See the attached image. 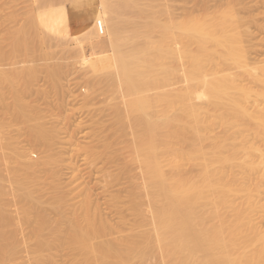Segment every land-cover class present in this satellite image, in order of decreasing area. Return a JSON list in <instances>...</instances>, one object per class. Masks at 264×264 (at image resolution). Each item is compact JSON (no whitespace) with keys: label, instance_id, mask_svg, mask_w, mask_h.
<instances>
[{"label":"bare ground","instance_id":"1","mask_svg":"<svg viewBox=\"0 0 264 264\" xmlns=\"http://www.w3.org/2000/svg\"><path fill=\"white\" fill-rule=\"evenodd\" d=\"M196 1H193V4H195ZM209 1L211 2V0ZM235 1L236 0H234V3ZM106 2L108 3V1ZM231 2H233V0L228 2V7L225 5V7L227 8L222 9L221 7L219 10L218 7V11L220 13L216 12L217 10L215 11V9L213 10V13H211L209 10L211 4L209 5L207 0H203L202 2L205 5H203L200 1L197 2V11L199 9H202L201 13L204 14V16L202 15L203 18L194 20L191 23H180V32L175 31V23L173 24V27H167V25L170 23L165 26V21L162 30L163 32L160 33V27L162 28L163 22L159 23V26V21L157 22L156 20L159 19L161 21L164 18V14L162 13L163 10H159L161 11V19L157 18V15H155V20L153 19L155 17L152 16L154 22L150 21V24L148 22H145L149 24V26L147 24L144 25H147V28L149 27L153 30H149V32L151 31L150 33L153 32V35L151 34L152 36H148L154 37L156 35L155 38L159 36L157 38H164L163 40L167 38L166 42H169L170 40L171 43H169L171 45H168L172 48L169 46L168 47L170 49L167 46L165 48V50L169 49V53L167 50V53L166 51H164L165 46L162 47V45L164 44L167 45L166 42L162 44V39L161 42L159 41L160 44L159 42H157L159 45L162 44L161 47L159 46L160 49H158V45L156 46V43L153 44V40L150 41L153 38H148L147 34L150 33L146 30V27L145 32H143L144 30L139 31L140 25L138 26V30L134 29L135 32L137 31L145 33L142 34L146 35L147 39L149 40L148 41L146 39V36H143L145 37V43H143V46H141L142 43L140 44L139 41H137V38L133 39L136 35V37L141 36L139 35L141 33L136 34L134 32L133 27L131 28V30H133V36L131 37L129 34L128 36L126 35L127 37H129V39L126 36L123 37V39L127 38V41H131L130 43H128L129 41H126L127 43L123 42L125 41V39L122 40V36H119L122 33L121 31L120 33L118 31V35L114 33L117 31L110 32L118 37V43H116L117 39L113 34H110V37L111 35H113L116 41H114L113 39L111 40L109 37H107L106 41H90V46L96 49L103 48L105 47V45L109 44L112 48V52L111 54L108 53V55H102V53H94L93 55L89 54L85 56L83 54L84 63L88 65L89 71L91 70V72L94 71L96 73L118 67L116 69L117 72L119 71V73H115V75L118 74V78L116 76H112V78L114 79V77H116L117 79H120L121 82L123 81V86L125 88L123 89L121 88V86H119L121 88L119 94L121 93L122 89L125 92V94H123L124 92H122L123 98L121 97V100L124 99V101L122 100V103L123 105H125L126 109L122 108L121 110H125V113L128 112L129 114H131V116H134V119L132 121L133 123L131 122L129 125V121L131 120L130 118L133 117L130 116V120L128 121V123H126V125L129 126H126L125 128H123L124 120L119 119L117 121L115 119V121L117 122H115L117 124L116 128H121V130L118 129V133L116 131L115 132L119 135L120 138L118 137V140H121V144H123L124 142V148H120V150L118 149L119 151L117 152H109L112 151L111 148L113 146L117 145V143H115L117 141L116 138H113L115 145L112 142L113 140L109 138L112 141L111 143H106L107 146L105 147V150L108 152L104 154L101 150L100 151L101 154H103L104 156L106 155L105 158L108 157L110 158V160L114 159L115 157L121 158L124 167L122 168L120 174H117V176L115 177L116 179H122L121 177L125 176V178H130L132 180L128 192L132 205L131 208L133 209V212L137 215V217L139 216L141 218V222L143 223L141 227L138 226L137 223L138 227L134 226V228L136 227L141 229L142 227H144V225H148L149 228L142 230L133 229L134 231H131L129 235L126 234L124 237L123 234L122 237V234H118V232H116L118 230H116V228H112L113 225L111 223L109 224V222L104 219V216H101L102 211L100 208L99 210H97L98 208L96 207L95 211L92 212L91 207L94 203H92L93 201L91 199V196L89 195L81 203L79 208H77L78 210L75 211L76 213L74 212V217L72 218V220H69L71 222H69L71 225L70 227L68 226L67 229V238H65L66 234L64 233L66 232V227H64L61 223V225L65 229L63 230V228H61L62 226H59V224H57L60 223L61 220L59 222H56V225H54V223L52 222L53 225H51V227L54 226L51 229L52 232L49 231L50 227L47 231L52 235L46 236L47 234L45 235L43 231L45 232L47 230L44 229L52 219H50V217H48V215L44 213L45 211H41L43 209H37L39 208L38 204L40 202L37 201L36 197H34L30 190V184L34 181V177L31 176L33 175L35 169H33L34 166L32 164L27 163L28 160L26 161L25 159V153H22L23 151L19 150V157L17 156L18 153L17 155H14V153L11 154L14 156L15 161H17L16 163H19L18 168H12L11 171L14 175L13 183L17 186V188H19V190L25 191V193L22 192L24 194L20 196L22 204L19 208L23 213H21L23 215L22 220L24 219L27 223L30 224V226L34 227V230L32 228L35 235L33 239L37 238V240L35 239L34 241H37V244H35L39 247V249H41V252L43 251V249H45V253L50 252L49 250H51L52 252L53 249L50 248L52 246L54 247V250H56L54 245L58 241H60L59 239H62L59 238V236L61 235L62 237L63 235L61 233L63 232V234H65L63 237L66 240H64L63 238L62 241H66L64 243L67 244V247L75 251V256L78 261L80 260L81 263H83L82 261H84L86 264H156L158 260V263L160 262L159 264L263 263L264 67L250 68L251 64L252 66L254 65L251 62V59H253V57L249 56L251 59H249V57H246V60L244 61V55L242 57L239 53L242 43L246 41V38L242 36V34L235 32V23H237L238 21V13L233 9V7L238 5V1H236L235 4L232 3L234 5L233 7H231ZM129 3L130 2H128V4ZM187 3L189 4V2ZM198 4L203 6H198ZM219 4L220 3H218V6ZM160 5H156V8L158 9L157 6L162 8L163 4L162 6ZM164 5L167 6L166 3ZM172 6L170 5V8L164 9V11L166 10L165 13L168 14V18H174L175 9H172ZM213 6L214 5H212V7ZM119 9L121 10L122 8ZM110 10L111 12H114L111 8H109L108 11ZM120 10H118V12H121ZM230 10L232 13L229 12ZM226 11H228L229 13ZM237 11L239 12V10ZM118 12L116 13L115 11V14H118ZM136 12H139V10H136ZM214 12H216L217 14L215 13V15ZM212 14L215 16H213ZM103 17L105 16L103 11L101 10L97 14V19L101 24L104 20L102 19ZM120 17L123 18L122 16ZM128 18H126V20L128 21L127 23H130V20H134L131 19V17L129 18L130 20H128ZM123 19H125V17ZM152 19L150 17L149 20ZM241 19L243 20L242 17ZM67 20L68 13L65 8H48L46 11H41L39 13L40 24L49 33L62 36L63 38L76 36L78 34H85L89 31V28L91 26L89 25L88 19H79V26L77 28L78 31L75 35H72V30L76 28V25L74 22L69 23ZM155 22H157L156 24L158 25V28L160 30H157L158 28H156V24L152 25V23ZM247 22L250 23V21ZM135 24L138 25L137 22H135ZM135 24L133 23V25ZM151 26H155V30ZM96 27H98V25ZM154 31H159V34L157 35L158 32L154 33ZM165 31L167 33L168 31H170V36L167 33L165 34ZM98 32L102 34L103 37L107 36L105 35V29H102V33L101 31ZM132 32L130 33L131 35ZM161 34H163V36H161ZM164 35H168V37ZM246 36H248V32L246 33ZM132 39L134 40V42H132ZM124 43L130 45L129 48L120 46H125ZM132 43H136L138 45L134 44L133 47ZM149 43L152 47L155 46V49L157 48L158 51L154 48L153 51L160 53L158 54V56H161V53L164 52L165 55L163 57L166 56L165 59L161 58V60L159 59L160 61L156 63L154 59L155 54L154 57H152V53L154 52H150V50L152 51V47L150 49ZM12 44L14 45L12 46L14 47L12 49L13 51L15 50L16 53L17 51L20 52V50H22V47L28 50L29 39L27 35L23 31H21L17 34L15 41L13 40V42H11V45ZM144 44L145 46L146 44H148L149 47L147 46V48H149L150 50L146 49L145 47L146 50L142 48L144 50V53H142L143 50L137 52V50H139L138 46H140L141 48L144 47ZM135 46V52L137 53H128L127 49H129V51H134V49H130V47L135 48ZM17 48H19L20 50ZM111 48L109 50H111ZM125 50L127 51L125 52ZM15 52L14 54L16 55ZM1 53L0 60H4V65L6 60L2 58H4L3 53L5 52ZM21 53L18 56H21L23 54ZM147 53L149 54L147 55ZM9 54L10 53L8 52L7 55L5 54V56L7 57L5 58L7 60L10 56ZM167 54H170L171 58L170 55L168 56ZM24 56L26 57V54L18 58L11 56V58H15L14 61H17V63L14 62V64L19 65V62L21 61L18 62V60L16 59H23ZM39 56L37 58L35 57L36 59L33 58V60H36V62L38 60H43L42 55L40 56L42 57L41 59H38ZM27 57V60H29V52H27ZM167 57L169 60L173 59V62L175 63L179 62L180 59L185 58L188 59V62H186V64H188L187 66H184V64H182L184 66L183 69H180L181 63L170 68V65L168 66V63L171 64L172 61H170L171 63L168 62L169 60L166 59ZM11 60L9 59V61ZM24 60L25 58L22 61ZM162 60H165L166 63L168 62L166 65L167 67H169L168 71L171 72L170 74H167L168 71H166V75L164 74L163 77L167 75V77H169V75H173L176 77V75L178 74H176V72H180L181 70H183L181 71V75L178 74L180 75V77L178 76V83L173 84V87L169 85L170 87H172L169 95L167 93V95L164 94L165 92L162 93V90L164 89L161 88L163 86H160L161 83L159 84L157 82L158 80L155 84H153H159L160 88H156L154 85L152 87V82L154 81H151V79L154 80V77L151 78V72H153L154 75H156L155 72H157L158 74H162L161 70L167 69L164 61L162 62ZM27 62L29 64V61ZM160 62L161 64H164L165 67L161 65ZM256 62L264 63V59H258V61H255L254 63ZM0 64V66H2L3 68L4 66H7L6 64L3 66L2 62H0ZM33 64L30 63L29 65L33 66ZM15 65L14 67H17L18 70L19 66ZM36 65H38V63ZM153 65H155L156 69L160 67H164L165 69H157L156 71L154 67L153 68L155 70L152 68ZM14 67L13 65L11 66L12 73ZM25 68L22 69L25 70ZM35 68L37 70L36 72H38V67ZM27 69L28 66L26 68V71H29V73L24 71L26 72V75L30 74V72L34 73L33 70L30 71L32 67L29 68L30 70ZM170 69H174V71H170ZM10 70L11 69H7L5 71L9 72V74H11L12 76L14 73L12 74ZM147 71L151 72L148 73ZM2 72H0V75H2ZM14 72L19 76V74L17 73L19 71L16 72L15 70ZM108 72L111 73V71ZM173 72H175L176 75ZM21 73L22 72L20 71V74ZM5 74L7 75L8 73ZM36 74L38 73H34V75ZM6 75L4 78L0 76V81L5 79L6 77H9ZM34 75L32 74L31 78H33ZM18 76L16 81L20 80L21 76L24 77L23 73L19 79ZM110 76L111 75H106V78H110ZM117 79L116 81H119ZM170 79L171 78L169 77V79L167 80ZM172 79H174V77ZM114 81L115 80H113V83H117ZM9 82H11V80ZM13 82L14 81L12 80V85L14 86ZM3 83L5 87L6 85H9H5V82ZM119 83L120 81L118 82V84ZM29 85L30 83L28 84V86ZM104 85L108 87V84ZM104 85L102 86V88H104ZM114 85L115 84H111V86ZM28 86L25 85L24 89H26ZM156 86L158 87V85ZM18 87L20 88V86H17V88ZM154 87L156 88V94H159L158 97L155 96L153 90ZM2 88L3 87H0V92H2ZM6 88H4L3 92L6 91ZM17 88L13 87L12 89L15 90ZM19 88L15 90L17 94L18 90H20ZM22 89L21 91H25L24 89ZM159 89L161 94L157 92V90L159 91ZM109 92L112 91L109 90ZM152 92L154 94H152ZM167 92L169 93V91ZM18 99H16V109L18 108V110L16 111V117L19 119L20 117H27L23 120L24 122L25 120L29 121L28 117L32 113H27V109L31 108L29 107L31 104L27 102L30 104L28 106V104L25 103V100L20 97ZM2 101L4 102L5 100L3 99ZM2 101L0 102L2 103ZM113 103L115 102L113 101ZM116 103H118V101ZM114 107L111 108L114 110ZM157 108H161V110L163 111V120H161L160 123L159 119L158 124L157 122H155L156 119L152 118L153 116L156 117L155 114L158 111ZM120 111H116V115L118 113L119 116L123 114L124 116L122 115V117H120L122 119L123 117L125 118L124 112L122 113ZM34 113L30 117H34ZM119 116L116 117L119 118ZM151 118L154 119V122H152L153 120ZM160 118L162 117L160 116ZM33 119L30 118V120L34 121ZM37 119L38 118H35V120ZM127 119L128 118H126L125 121ZM120 120L122 124H119V126L118 123ZM5 121L6 119H4V123ZM32 121L30 123H32ZM11 122L14 123V121ZM18 122L20 123L21 121ZM42 122L39 123L40 128L37 124L36 126H34L36 130H33L34 128L32 127L33 129L31 131H28H30V133L35 136L34 138H42L48 140L50 134L47 135L44 132L47 127L44 128ZM4 123L1 124L3 125ZM28 123L29 122H27V125H25L26 127L29 125ZM34 123H37V121H34ZM127 127L128 129L130 128L129 131H127ZM32 131L34 134L32 133ZM46 132L48 131L46 130ZM1 136L2 133L0 132V142L2 141ZM39 139H37V141ZM122 139H125L126 143ZM50 141L52 143L51 139ZM1 148L2 147L0 145V150ZM9 148L11 149L12 147L9 146ZM13 149L15 148H12V150ZM16 152H18V150ZM0 153H2V151ZM9 153L11 152L8 151V154ZM6 155L7 153H3V156L1 154L0 161H4V163L8 167L7 163L10 161V158L8 155ZM13 156H11V158ZM17 158L19 159L16 160ZM51 162L52 158L48 157L45 158L44 164H52ZM134 170L138 172L139 177L138 179L133 180L135 176L133 174V177H131V174L132 171L134 172ZM30 172L33 173L31 174ZM3 191V189H0V197L4 193ZM144 200H146V208L143 207ZM2 206H4V204L2 205L0 202V225H2L3 223L8 224L7 222H9L11 219L10 214L7 212L8 209L6 211V209ZM35 211L38 214L33 217L32 213H36ZM5 225L0 228V259H5L7 257L11 258L12 255L15 256L17 253L16 246L18 243L16 244L15 241L17 239L12 238V236H10L11 234L9 235V230L7 233L6 230L8 228L5 230L4 227L8 226ZM114 230L115 233L113 234ZM111 233L113 234V236L116 234L117 237L114 236L113 239H111ZM107 237L110 239H108ZM55 240L58 241L56 242ZM57 245L61 246L59 242ZM48 247L50 249L46 251V248ZM251 247H257V249H255L254 251H250ZM38 250L36 249V251ZM44 252L42 253L44 254ZM38 255L41 257L40 253L37 254L36 252L37 258L41 259ZM44 255L45 257L47 256L46 254ZM49 257H51V255ZM150 260L154 261V263H152V261ZM36 261L40 262V260Z\"/></svg>","mask_w":264,"mask_h":264},{"label":"rangeland","instance_id":"2","mask_svg":"<svg viewBox=\"0 0 264 264\" xmlns=\"http://www.w3.org/2000/svg\"><path fill=\"white\" fill-rule=\"evenodd\" d=\"M106 1H108V3ZM106 1L105 0H97V3L101 4V10L103 11L104 16H105L102 18V19H104L103 20L104 22L102 21V24H103L102 29H105V35H107L106 37H103V35L98 32V31H100V29H99V26L98 27H96V26L98 25V23L100 21L97 19V16H95L96 19L91 24L89 31L87 33L80 34V35L78 34L76 36H69L67 38H63L62 36L53 35V34L49 33L40 24V21H39L38 16H37L38 10L36 8V4H35L34 0H0V49H2L0 51L5 52V53H3L4 56L2 55L4 57L2 59L6 60L5 64L8 62L6 64L7 66H4L5 65V64L3 65L4 60H2V61L0 60V62H2V65L4 66V68L2 66H0V67H2V68H0L1 69L0 72H2V71L4 72L7 69L8 70L11 69L10 72L12 73L11 66L13 65V67H14V65H15L14 59L15 58H11V56L18 58V57H22L24 54H26V57L25 56L23 57V59L25 58L24 61H22L23 59H21V58H19L20 60L16 59V60H18V62L19 61H21V62H19V65L16 64L15 66H19L21 68L18 67V70H17V67H14V70H13V73L15 75H17V74L14 71L15 70H16V72L19 71V72H17L19 74V76L17 75L18 79L20 78L22 73H23L24 77L21 76L20 80L16 81L17 76H15L13 73H12L13 75L11 76V74H9V72L5 71L4 73L2 72V75H0V76H2V78H4L6 75L5 73H8L6 76H9V77H6L5 79H3L2 81H0L2 83L5 82V85L9 84L8 85L9 87L6 85V87L8 88L7 89L4 86V83H3V85H2V83H0V87H3L1 89L2 92H0V101H2L3 99L5 100L4 102L2 101V103L0 102V132L2 133V136H1L2 141L0 142V145L2 147L0 152L2 151V153H0V156H1V154L3 156V153H7V155L10 158V161L7 163L8 167L6 166L4 161H0V189L4 190L3 191L4 193L0 197V202L2 205L4 204V206H2V207H4L6 209V211L8 209L7 212L10 214V218H11L9 221L10 224H9V222H7L8 224L5 223L6 224L5 225L2 222L3 224L0 225V228L4 225L8 226V227H4L5 230L8 228L6 230L7 233L9 230V232H10L9 235L11 234L10 236H12V238L17 239L15 241H16V244L18 243L17 244L18 247L16 246V251H17L16 255L15 256L12 255L11 258L7 257L5 259H0V264H84L85 263L84 261H82L83 263H81L80 260H79L80 262L78 261V259L75 256V254H76L75 251H73L72 249L67 247V244L64 243L66 241L63 242L62 240L64 238L63 236L66 233H68L67 229H68V226L70 227V225H71L70 221L74 217V212L76 210H78L77 208H79L81 203L89 195L91 196V199L93 201L92 203L95 204V205L93 204L91 207L92 212L95 211L96 207L98 208L97 210H99V208H100L102 211L101 216L102 217L104 216V219H106L109 222V224L111 223L113 225L112 228H116V230H118L116 232H118V234L121 233L122 237H123V234L125 237V235L126 234L129 235L131 233V231L138 230L139 228H136V227H135L136 229L134 228V226H137V223H138V226H140V227L143 224L141 222L142 221L141 218L139 216L137 217V215L133 212V209L131 208L132 205L130 202V196H129L128 192H129L132 180L130 178H125V176L121 177L122 179H116V177H115V176H117V174L118 175L120 174V172L122 171V168L124 167L121 158L115 157L114 159L110 160V158H108V157L105 158L106 155L104 156L103 154H101V151L104 154L108 152L105 150V147L107 146V144L109 142L111 143L112 140H113L112 142L114 143L115 138L118 141V142L117 141L115 142V143H117L116 146H118V147L111 145V146H113L111 148L112 151H109V152H111V153L117 152L120 150V148H124V145H123L124 142L123 141H125V143H126V140L122 139L123 144H121V142H120L121 140H118L120 137L117 133H118V129L121 130V128H119V127L116 128L117 122L115 121V119L117 121L119 119L124 120L123 121L124 127L121 126L123 128H125L126 126H129L130 123L134 119L133 115H132L133 116L132 117L131 114H129L128 112L125 113V110H121L122 108H125V105H123V103H122L124 101V99H122L123 101L121 100V97L123 98V95H122V92H124L123 89H125L123 86V81L121 82L120 79H117L118 74L115 75V73H119V71L117 72V69H116L118 67H116V68L114 67L113 69H109L107 71H100L97 73L94 71L91 72V70L89 71L88 65H86V63H84L83 54L85 56L89 55V54L93 55L94 53H102V55H106V54L108 55V53L111 54L112 48L109 44H107V42H106L107 45H105V47L96 49V48H93L92 46H90V41H99V40H102V41L105 40L106 41L107 37H109L111 40L113 39L114 41H116L114 39L113 35L114 36L118 35L120 33V31L122 33L119 36L120 37L122 36V40L125 39V41H123V42H126L127 38L129 39V37H127L128 34L131 37L133 36L132 31L134 29L138 30L139 25H140L139 31L140 30L141 31L144 30L143 32H145L146 30L148 32H149V30L153 31L152 28H149V27L147 28V25L149 26V24L151 22H154L153 19L156 20V17L161 19V11H159V10H163L162 13L164 15L163 14L162 15L165 19L163 18L161 21L158 19L156 21L157 22L159 21L158 24L163 22L162 28L160 27L161 30L158 28V25L156 24L157 22L152 23V25L156 24V26H157L156 28H158L157 30H160V33H161V32H163L162 31L163 25L165 24L164 22L166 21L165 26L168 23H170L172 25L168 24L167 27H169V26L173 27L175 25V31L180 32V27H179L180 23H185V24L188 22L191 23L194 20H198V19L203 18L202 15L204 16V14L201 13L202 9L201 10L199 9L197 11L198 7L196 8L197 2L200 1L202 3L203 0L202 1L201 0H199V1L193 0L194 2L196 1L195 4H193L194 2L192 0H168V2H167V0H165L166 2L164 0H106ZM158 1H160V2H158ZM217 1H218V3L221 4V6H220V4L218 6ZM229 1H231V0H229ZM229 1L228 0H216V2H215V0H213V1L211 0V2H210L209 0H207L208 3L210 2L209 5L211 4L210 7H212V5H214L212 7L213 9L210 8L208 5L211 13H213L214 9H215V11L217 10L216 12H219L218 7H219V10L221 7H222V9L227 8ZM236 1H238L237 2L238 5L234 6L233 4H235ZM236 1L234 3V0H233V2H231V4L233 3L232 6L230 5L231 7L234 6L233 9L238 13V21H237V23H235V27H236L235 32L242 34V36H244L246 38V41H244L242 43V46H241L239 53L241 54L242 57L244 55V57H243L244 61L246 60V57H249V56L253 57V59H251L249 57V59H251V62L254 64L253 66L251 64L250 68H252V67H257V68L258 67H264V63H258V62L254 63L255 61H258V59L259 60L264 59V0H236ZM128 2H130L131 4L130 3L128 4ZM164 2L166 3L167 6L164 5L165 4ZM187 2H189V4ZM112 3H113V5H112ZM134 4H136V5H134ZM162 4H163V6H162ZM156 5H160V6H162V8L157 6L158 7V9H157ZM168 5L169 6L173 5L171 8L175 9L174 18L173 17L168 18V14L165 13L166 10L164 11L165 8H170ZM184 5L186 6V8ZM192 5H193V7H192ZM203 5H205V4H203ZM203 5L198 4V6H203ZM225 5L227 7H225ZM125 6H126V8H125ZM107 7H108V10H109V8H111L114 12H111V10L108 11ZM119 8H122V9L120 10ZM135 9L137 11L139 10V12H136ZM156 9H157V11H156ZM101 10H99V11H101ZM118 10H120L121 12H118ZM231 10L229 11L230 13H232ZM237 10H239V12ZM115 11H116V13L118 12V14H115ZM158 11L160 12V14ZM216 12H214V14ZM226 12H228V11H226ZM119 13H120V15H119ZM155 15H157V16L155 17ZM158 15H159V17H158ZM215 15H213V16H215ZM120 16H122L123 18L125 17V19L121 18ZM152 16L155 18L152 19ZM119 17L121 20L119 19ZM128 17L129 18L131 17V19H134V20H130ZM150 17L152 20H149ZM241 17L243 18L244 21L241 19ZM126 18H128V20H130V23H127L128 21L126 20ZM122 20H124V21H122ZM147 20H149V21H147ZM167 20H168V22H167ZM171 20L173 21V23ZM247 21H250V23H248ZM135 22H137L138 25L135 24ZM145 22H148L149 24H147ZM133 23L135 25H133ZM144 24H147V25L145 26ZM136 25H137V28H136ZM134 26H135V28H134ZM159 26H160V24H159ZM132 27H133V30H131ZM145 27L147 28L146 30H145ZM151 27L154 28L155 26H151ZM154 30H155V28H154ZM21 31H23L29 39L28 50L25 49L24 47H22V50L17 48L20 50V52L17 51V53H16L15 50L13 51V49H12V48H14L12 46L15 45V42H14V45L13 44L11 45V42H13V40L15 41L17 34ZM106 31H108V32H106ZM113 31H117V32H114V33H116V35L113 33H110ZM118 31H119V33H118ZM131 32H132V35L130 34ZM134 32H135V30H134ZM155 32H158L157 35L159 34V31H154V33ZM169 32L170 31H168V33H167L165 31L164 33L165 34L167 33L169 35ZM247 32H248V36H246ZM249 32H250V34H249ZM135 33L139 34L141 32L136 31ZM142 33L139 34V35H141V36H139L141 38L136 37L137 35L136 36L134 35L135 38H133V39L137 38L138 39L137 41H139L140 44L142 43L141 46H143V43H145V41H144L145 37H143V36H146V35H143L145 33H143V34ZM152 33L147 34V36L151 35ZM110 34H113V35H111V37H113V38L110 37ZM168 35H164V36L168 37ZM125 36L127 38L123 39V37H125ZM147 36H146V39H147ZM151 36H148V38H153L150 41L153 40V42H154L153 44L156 43L155 45L156 46L158 45V47H157L158 49H160L159 46L161 47V45L164 44L167 40V38L165 40H163L164 38H157L159 36H157L155 38L156 35L154 37H151ZM161 36H163V34H161ZM120 37H119V39H120ZM116 39H117L116 43H118L119 40H118L117 36H116ZM155 39H156V41H155ZM161 39L163 40L162 41L163 43L161 45H159L161 42ZM130 40H131V38H130ZM120 42H121V40H120ZM130 42L131 41H129L128 43H130ZM132 42H134V40ZM157 42H159V44ZM169 42H170V40H169ZM169 42L168 41L166 42L167 45L166 44L162 45V47L165 46L164 51L167 50V49L165 50L166 46L168 47L169 45H171L170 44L171 42L170 43ZM134 44H136V43H134ZM134 44L132 43V46ZM138 44H136V45H138ZM149 45H150V43H149ZM149 45L146 44V46H145V44H144V47H141V48H140V46H138L139 50H137V52L141 51L143 49L144 50L149 49V48H147V46L149 47ZM240 45H241V43H240ZM120 46H122L124 48H129L130 45L125 44V46H123V45H120ZM133 47L132 48L130 47V49H134V51H131V50L129 51V49H127L128 53L129 52L137 53V52H135L136 46H135V48H133ZM145 47H146V49H145ZM151 47L152 46L150 45V49H151ZM154 47H152V51L149 49L150 52H154L153 51ZM169 47H171V46H169ZM110 48H111V50H109ZM157 48L156 49L154 48V49L157 50ZM5 50H9V51H5ZM26 50H27V52H29V57H30L29 60H27L28 57H27ZM127 50H125V52ZM144 50L142 53H144ZM21 51L23 54L21 53ZM167 51H166V53H167ZM7 52L10 53L9 54L10 56L8 55L10 57V58L8 57V60L6 59L7 57L5 56V54L7 55ZM14 52L16 53V55L14 54ZM160 52H162V51H160ZM20 53L22 55L18 56V55H20ZM149 53H147V55ZM156 53L157 52H154V53H152L153 56L151 55L152 57H154V54H155L154 59H155L156 63H158V61H160L161 58L165 59L166 56L163 57L165 55L164 52L161 53V56L160 55L158 56V54H160V53H157V54ZM168 53H169V51H168ZM12 54H14V55H12ZM32 54H34V55H32ZM40 54L42 55L43 60H41V61L38 60L37 62H36V60H33V58H35V57L37 58ZM167 55L169 56L170 54H167ZM40 56L38 59L42 58ZM170 58H171V55H170ZM9 59L10 60L12 59V60L9 61ZM166 59H168V57ZM168 60H166V61H168ZM25 61L26 62L29 61V64L34 63L35 65L34 64H33V66L29 65L28 62L26 63ZM163 61H164L165 65L168 62L172 61L173 64L171 62H170L171 64L168 63V66L170 65V68L174 65L181 63L180 69H183V67L187 66V64H188V63L186 64V62H188V59H185V58L180 59L179 62H177V63L173 62V59L169 60L167 63L165 62V60H162V62ZM15 63H17V61ZM23 63H25V64H23ZM37 63H38V65H36ZM160 64H161V62H160ZM164 64H161V65H163L165 67ZM182 64H184V66ZM27 66H28L27 70H30L29 68L32 67V69L30 71L33 70L34 73H38V74H36L37 76L34 75L33 72L32 73L30 72V74L26 75V72L29 73V71H26ZM34 66L38 67V72H36L37 70ZM156 66H157V64H156ZM33 67L35 68V70ZM153 67L155 68V65H153L152 68ZM164 67H160L157 69H159V70L165 69ZM22 68H25V70H23ZM149 68H145V69H149ZM166 68L167 69H165V70H161L162 74H158L157 72H155L154 70L156 68L153 70L156 75H154V73L151 71H149V72H151V78L154 77V80L151 79V81H154V82H152V87L156 83V81L158 80L157 82L159 84L161 83L160 86H163L161 88L164 89V90H162V93L165 92L164 94L167 93L169 95L171 90H172L173 84L178 83V79L182 73L181 71H183V70H181L180 72H176V74L178 73L180 75H178V74L176 75L175 72H173L176 75V77L173 76L172 75L173 73H172L171 75L174 77V79H172L173 77L169 75V77L171 79L167 80V79H169V77H167L168 75L163 77L164 74L166 73V71H168V69H169V67H167V65H166ZM157 69H156V71H157ZM172 70L174 71V69H170V71H172ZM20 71L22 72L21 74H20ZM24 71H26V72H24ZM108 71H111V73H113L115 71L113 73L114 75ZM88 72H89V74H88ZM105 72H106V75H111L110 78H106ZM168 72H167V74L171 73V72H169V73ZM3 74H5V75H3ZM32 74L36 77L33 76V78H31ZM112 76H116L117 78L114 77V79H113ZM10 77H11V79H10ZM13 77L15 78V80ZM25 77H29V78H25ZM111 78L113 80H115L114 82H117V83H113V80ZM116 79L119 80L120 83H122V84L119 83L120 84L119 85L118 84L119 81H116ZM5 80H9V81L11 80V82L5 81ZM12 80L14 81L13 82L14 86L12 85ZM110 81H112V82H110ZM15 82H17V83L19 82L18 83L19 85ZM29 83H30V85H29L30 87L28 86ZM104 84H106V85L108 84V87L105 86ZM111 84L112 85L115 84L116 87H115V85L111 86ZM159 84H156V85H158V87L156 85H154V86L156 88H160ZM25 85L28 86L29 88L27 87L26 89H24ZM103 85H104V88H102ZM169 85L172 87H170ZM17 86H20V88L18 87L20 89V90H18V94L15 91L18 89ZM119 86H121V88H123L121 90L120 94H119V92H120L121 88ZM13 87L17 88V89L14 90V89H12ZM106 87L109 89H107ZM4 88H6L5 92H3ZM22 88L25 91H21ZM154 88H153V90H154L155 96L158 97L159 94L158 95L156 94V92H155L156 88L155 89ZM27 89H29V90H27ZM9 90H12V91H9ZM109 90H111L112 92H109ZM167 91H169V93ZM157 92L161 94L160 89H159V91L157 90ZM154 93L152 92V94H154ZM123 94H125V92ZM16 95L18 98L20 97L23 100H25L26 101V102L24 101L25 103L29 102L32 105L31 106L29 103H27L28 106L30 105L29 107H31L30 109H27V113L33 114L35 112L33 115L34 117H30L32 114H30V116L29 115L28 116L32 119L34 118L33 120L37 121V123H34V121L30 120L29 117H28L29 121L25 120V122L23 119H26L27 117H23V118L20 117V119L16 117L17 116L16 111L18 110V108L16 109V107H17L16 106V103H17L16 99H18L16 97ZM150 95H151V93H150ZM108 100L110 101L111 104L109 103ZM116 100L118 101V103H116L117 102ZM113 101L115 103H113ZM3 103H5V104H3ZM34 105H35V108H37V109L34 108ZM121 106H123V107H121ZM111 107L112 108L114 107V110ZM118 109H120L121 111ZM157 110L158 111L155 114L156 117L153 116L152 118L156 119L155 122H157V124H158L159 119H160L159 120L160 123H161V120H163V116H162L163 111L161 110V108H157ZM113 111H114V113L116 111H118V112L120 111L122 113L124 112L125 118L124 117H123V119L121 118L123 114L120 115L121 117L118 115L119 113L117 115L115 113V115H114ZM160 111L162 114L160 113ZM159 115L162 118H160ZM112 116H113V118H112ZM116 116H119V118ZM130 116L132 117V118H130L131 120L129 119ZM8 117H10V118H8ZM35 118H38L39 120L38 119L35 120ZM126 118H128V119L125 121ZM4 119H6L5 123H4ZM154 119H152L153 121L152 120L151 121L154 122ZM121 120L119 121L118 125L122 124ZM8 121H10V122H8ZM11 121H14V123ZM18 121H21V122L19 123ZM31 121L34 125L32 123H30ZM39 121L40 122L43 121L42 123H43L44 128L47 127L44 130V132L47 135L50 134L48 137V140L42 139V138H40V139L34 138L35 136L30 133V131L33 128H34L33 130H36V128L34 126H36L37 124L39 125V123H40ZM113 121H114V123H113ZM128 121H129V125H126V123H128ZM27 122H29L28 123L29 125L26 127L25 125H27ZM1 123H4V124L2 125ZM106 123H107V126H106ZM6 124H7V126H6ZM23 124H24V126H23ZM9 125L12 127H10ZM30 126H31V128H30ZM38 127L40 128V125ZM127 129H128V127H127ZM129 129L127 131H129ZM28 130H30V131H28ZM46 130L48 132H46ZM29 133H30V135H29ZM32 133H33V131H32ZM51 134H52V136H51ZM111 134H112V137H111ZM109 138L112 140H110ZM123 138H125V137H123ZM37 139H39V140L37 141ZM50 139L52 140V143H51ZM104 139H105V141H104ZM108 140H110V141H108ZM36 141L38 144L36 143ZM44 141H46L47 143ZM48 143H50L51 145ZM115 143H114V145H115ZM102 145H105V146H102ZM9 146H11L12 148H15V149L12 150V148L10 149ZM3 150H4V152H3ZM7 150L11 153L8 154ZM14 150H16V151L18 150V152L14 151ZM19 150L23 151L22 153H25V159H26V161L28 160L27 163L32 164L34 166L33 169H35L34 173L30 172L31 174L33 173V175L31 177H34V181L31 182V184H30V190H31L32 194L34 195V197H36L37 201L40 202L38 204L39 208H37V209L38 210L43 209L41 211L42 212L45 211L44 213L47 214L48 217H50V219H52V220H50V222L48 224L49 226L47 225L46 226L47 228L45 227V229H44V230H46V229L47 230L45 232L43 231V233H45V235L47 234L46 236L52 235L50 232H52L51 229L54 226L51 227V225H53V223H54V225H56V222H59L60 220H61L60 223H57V224H59V226H62L61 225V223H62L63 226L66 227V232H64L65 234H63V232H62L61 234L63 236L62 237H61V235L59 236V238H62V239H59L61 242L58 240H55L56 242L58 241L59 244H61V246L57 245L58 244V242H57L54 245L56 250H54V247L52 246V247H50L53 249L52 252H51V250H49L50 252L45 253L44 252L45 249H43L42 252H44V254L47 255L46 257L41 252V249H39V247L36 245L37 241H34L35 239L37 240V238L33 239V237H35V235L33 233L34 227L30 226V224L27 223L24 219H23L24 221L22 220V217H23L22 214L23 213L19 208V207H21L20 205L22 204V200H21L20 196L22 194H24L25 191L19 190V188H17V186L14 185V183H13L14 175H13V172H11L12 168H15V167L18 168V164H19V163L18 164L16 163L17 161H15L14 156L11 154L14 153V155H17V153H18L17 156L19 157V155H20ZM113 150H115V151H113ZM95 151H97V152H95ZM11 156H13V157L11 158ZM48 157L52 158V162H51L52 164H48V165L44 164L45 158H48ZM18 159L19 158H17L16 160H18ZM25 159H22V160H25ZM133 174L135 176L133 178V180L138 179V177H139L138 172H136L135 170H134V172L132 171L131 177H133ZM136 181H138V180H136ZM22 192H24V193H22ZM143 207L144 208L147 207L146 200H144V202H143ZM37 214H38L37 212L36 213L33 212L32 216L34 217ZM55 219H56V221H55ZM139 222H140V225H139ZM63 226L61 228H63ZM146 226L144 225L145 228L142 227L139 230L149 228L148 225H146ZM49 227H50V229H49L50 232H47ZM32 228H33V230H32ZM63 230H65V229L63 228ZM112 231H113V229H112ZM114 233H115V230H114L113 234ZM113 234L112 233L110 234V235H112L111 239H113L114 236L117 237L116 234L114 236H113ZM65 238H67V234L65 235ZM65 238H64V240H66ZM118 238H119V235H118ZM108 239H110V238H108ZM35 245H36V247H35ZM50 248L49 247L46 248L47 249L46 251H48V249H50ZM36 249L37 250L39 249L38 250L39 252L36 251ZM255 249H257V247H251L250 251H254ZM34 250H35V253H34ZM36 252H37V254L40 253L41 257L39 255L38 256L41 259L37 258ZM48 254H49V256L51 255V257H49ZM35 256L37 259L35 258ZM36 260H40V262L36 261ZM153 260H155V259H153ZM150 261H152V260H150ZM156 261H157V259H156ZM158 261H157V263L156 262L155 263L159 264L160 262L158 263ZM152 263H154V261H152ZM262 264H264V261Z\"/></svg>","mask_w":264,"mask_h":264},{"label":"crops","instance_id":"3","mask_svg":"<svg viewBox=\"0 0 264 264\" xmlns=\"http://www.w3.org/2000/svg\"><path fill=\"white\" fill-rule=\"evenodd\" d=\"M38 10V19L40 11H46L48 8H65L68 13V22H74L76 28L72 30V35L78 31L79 19H88L89 25L95 21L101 4L97 0H34Z\"/></svg>","mask_w":264,"mask_h":264},{"label":"built area","instance_id":"4","mask_svg":"<svg viewBox=\"0 0 264 264\" xmlns=\"http://www.w3.org/2000/svg\"><path fill=\"white\" fill-rule=\"evenodd\" d=\"M98 26H99V29H100V31L102 33V24L100 22L98 23Z\"/></svg>","mask_w":264,"mask_h":264}]
</instances>
